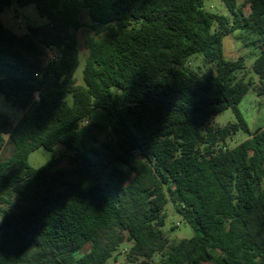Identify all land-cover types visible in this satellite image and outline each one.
Here are the masks:
<instances>
[{
    "label": "trees",
    "instance_id": "obj_1",
    "mask_svg": "<svg viewBox=\"0 0 264 264\" xmlns=\"http://www.w3.org/2000/svg\"><path fill=\"white\" fill-rule=\"evenodd\" d=\"M14 1L47 23L7 28ZM222 2L228 15L204 0H0V98L22 111L13 124L0 110V151L13 147L0 160V264H107L127 241V264H264V127L251 132L238 108L250 91L264 98V0ZM83 12L94 36L78 85ZM230 35L256 36L258 82L238 76L244 57L226 59ZM196 56L205 72L189 67ZM228 109L237 122L209 125ZM240 131L250 137L227 147ZM169 202L191 238L165 236Z\"/></svg>",
    "mask_w": 264,
    "mask_h": 264
},
{
    "label": "rangeland",
    "instance_id": "obj_2",
    "mask_svg": "<svg viewBox=\"0 0 264 264\" xmlns=\"http://www.w3.org/2000/svg\"><path fill=\"white\" fill-rule=\"evenodd\" d=\"M205 6L208 10L217 12L220 14H229L226 6L222 0H204ZM243 0H240L242 2ZM248 12V7L245 9ZM1 20L3 24L13 30L18 34H25L28 32V27H36L47 23V19L41 17L35 4H28L25 6H19L16 1H14L9 7H7L1 13ZM18 20L22 23L18 24ZM82 20L85 26L78 31L79 40V66L75 73V78L78 85H83V71L87 64V59L89 56V50L85 46V42L94 36V32L91 29V19L89 18L87 12H83ZM240 37L244 38L240 35ZM256 38L255 35H248L243 40L238 39L235 35H230L224 39V54L228 60H237L239 57L245 58V69L243 72L239 73L238 76L246 75V78L252 76L255 81L258 82V77L254 75L252 71V64L256 57L258 56L260 49L256 48L252 41ZM54 52L47 53V59L52 58ZM189 67L200 72H205L209 65L205 64L201 56L193 57L189 62ZM239 112L243 119L247 122L251 132L258 128L264 127V98L259 96L256 92L250 91L242 102L238 106ZM0 110L5 113L13 124H16L22 115V111L13 109L8 106L4 98H0ZM237 122V117L232 109H228L225 112L215 116L211 122L210 126H225L228 123ZM250 135L245 131H240L238 134L232 136L228 139L225 145L229 148L239 145L241 142L248 139ZM13 147L11 145H6L3 150L0 151V160L8 158L12 153ZM65 151L63 145H57L52 151L40 148L32 152L29 156V163L35 168H39L45 165L53 157L59 156ZM62 166H67V161H62ZM15 198L12 197L10 202H14ZM4 208L12 210L11 204L3 205ZM166 224L163 228L165 236L171 241L183 238H191L193 236L192 228L185 223L183 217L175 211V208L171 202L168 203L166 207ZM130 243L127 241L121 246L118 253L115 255V260H110L107 264H127V254L130 249ZM88 251L85 248L84 253ZM152 264H159V256L154 257Z\"/></svg>",
    "mask_w": 264,
    "mask_h": 264
},
{
    "label": "built area",
    "instance_id": "obj_3",
    "mask_svg": "<svg viewBox=\"0 0 264 264\" xmlns=\"http://www.w3.org/2000/svg\"><path fill=\"white\" fill-rule=\"evenodd\" d=\"M21 23H22V21H21V20H18V24H21ZM48 52H52V51H51L50 49H47V53H48ZM53 57H54V56H53ZM53 57H52V58H53ZM46 59H47V54H46ZM49 59H50V58H49ZM47 60H48V59H47Z\"/></svg>",
    "mask_w": 264,
    "mask_h": 264
}]
</instances>
